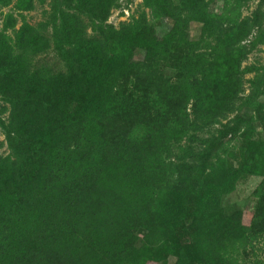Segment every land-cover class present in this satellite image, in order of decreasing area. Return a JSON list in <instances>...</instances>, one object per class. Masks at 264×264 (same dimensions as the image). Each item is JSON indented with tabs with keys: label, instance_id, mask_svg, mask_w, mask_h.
Wrapping results in <instances>:
<instances>
[{
	"label": "trees",
	"instance_id": "1",
	"mask_svg": "<svg viewBox=\"0 0 264 264\" xmlns=\"http://www.w3.org/2000/svg\"><path fill=\"white\" fill-rule=\"evenodd\" d=\"M115 1L77 0L74 6L76 10L87 8L94 17L106 19ZM145 2L158 4L171 26L160 39L150 37L139 43L136 39L134 44L143 55L141 60L134 59L130 45L121 54L112 53L108 57L106 49L116 30L108 26L109 38L102 30L98 35H86L79 16L74 15L71 24L66 13L60 16L65 41L58 37L62 31L59 24L52 23L56 37L54 46L66 61L65 71L38 77V70L31 69L25 57L27 52L35 55L48 47L43 32L48 26L46 23L21 27L15 35V49L6 44L8 49L0 58V95L11 104L9 120L4 125L7 140L21 141L17 158L27 151L36 162L23 171L15 167L16 160L0 155L1 198L6 196L10 185H15L14 176L25 180L27 174L31 179L39 176V192L44 194L48 190L55 192V185L67 182L75 173L71 179H77L74 192L83 196L90 189L91 174L99 172V178L104 179L105 192L116 200L124 179L135 180V185L143 189L162 175L161 164H167L170 169L169 182L173 190L185 198L191 196L219 140L235 131L229 120H223L238 108L243 92V78L238 69L250 52L242 41L259 25L257 13L240 21L225 20L208 12L206 0ZM190 21L201 24L200 38L196 42L184 36ZM221 42L226 43L224 50L233 57L234 66L229 67L226 81L233 89L228 85L221 90L218 73L214 70ZM198 49L207 50L209 57L204 60ZM159 56L170 61L176 73L158 72L154 58ZM94 60L100 62L99 69L90 75L86 66ZM218 123L221 128L214 127ZM187 137L190 144L184 155L178 156L175 163L170 161L168 154L172 146ZM24 141L29 144L28 149ZM223 174L222 170L217 173L219 177ZM211 189L215 202L231 190V182L222 181L221 186L215 182ZM61 198H64L62 193ZM75 200L72 204H61L62 212L74 214L81 206L83 211L92 209L88 201ZM93 212H82V216L95 214ZM191 220L187 212L185 222ZM44 222L39 220L40 225ZM122 223L116 225L113 237L103 245L104 250L114 248L118 260L131 253L128 249L132 247L135 234L131 227L121 230ZM221 223L220 235L208 240L204 264H234L238 262L236 253L244 261L248 253L255 254L264 243V176L254 190L249 225L242 223L240 211L225 216ZM91 226L92 222L82 226L84 241L96 245ZM61 227L58 225V229ZM11 235V227L0 217V264H28L29 260L35 261L42 250L48 263L62 264L57 249L46 251L40 246L36 249L37 245L30 247L29 235L25 236L28 241H19L16 245ZM84 254L83 243L79 251L63 262L82 261Z\"/></svg>",
	"mask_w": 264,
	"mask_h": 264
},
{
	"label": "rangeland",
	"instance_id": "2",
	"mask_svg": "<svg viewBox=\"0 0 264 264\" xmlns=\"http://www.w3.org/2000/svg\"><path fill=\"white\" fill-rule=\"evenodd\" d=\"M76 3L77 0H0V58L8 49L6 44L11 49L16 48L15 35L21 27L46 23L48 26L43 32L48 47L35 55L27 52L25 57L29 67L38 70V77L46 78L50 73L65 71L66 61L54 46L56 37L52 26L53 21L59 24L62 31H59L58 37L60 41H65V31L60 25L62 13L69 16L71 24L74 23L73 16H79L86 35H98L102 30L109 38L108 26L116 30L106 49L108 57L112 53L115 56L121 54L130 45L134 59L141 60L143 55L136 50V39L137 43L150 37L160 39L171 26L159 5H147L145 0H116L106 19L94 17L87 8L76 10ZM206 4L211 15L225 20L240 21L252 18L257 13L259 25L242 41L250 49L238 69L243 78V92L240 93L237 110L223 120H229L235 131L219 140L209 166L199 177L191 196L185 198L173 190L167 164L160 165L162 175L143 189L135 185V180L124 179L119 185L116 200L105 192L104 179L103 176L99 178V172L91 174L90 189L83 196L74 192L77 179H71L75 173L68 180L70 182L55 185V192L48 190L44 192L45 195L39 192V176L31 179L27 174L25 180L14 176L15 185L8 187L4 198L0 197V217L12 229L13 244L28 241L25 236L29 235L32 241L30 247L37 245L36 249L39 250L40 246L46 251L57 249L62 264H66L63 261L79 251L83 243L85 254L82 261L72 264H204V258L208 256V240L220 235L218 231L225 216L240 211L242 223L249 225L254 207V190L264 176V0H206ZM122 25L125 27L121 28ZM185 31L186 39L196 42L200 38L201 24L190 21ZM225 44L221 42L217 48L219 58L214 69L218 73L221 90L228 85L229 89L234 88L226 82L229 67H233L234 62L233 57L225 52ZM200 52L204 60L209 57L207 50ZM154 61L158 72L163 70L168 75L176 73L170 61L161 56L155 57ZM99 63L94 60L86 66L90 75L97 72ZM10 112L11 104L0 95V155L16 160L15 167L27 171L36 160L27 151L17 158L21 141L11 143L7 140L4 125L8 123ZM214 127L221 128L222 125L218 123ZM189 144L187 137L173 145L168 154L169 160L174 163L178 161V156L184 155ZM24 145H27V141H24ZM161 157L164 158V155ZM220 170L224 173L221 177L217 175ZM222 181L231 182V190L214 202L211 187L215 182L221 186ZM61 193L64 198H61ZM77 198L81 199L80 203L88 201L92 209L83 211L81 206L74 214L62 212L61 204H72ZM92 210L95 214L82 216V212ZM187 212L191 214V222H185ZM96 214L97 217H93ZM40 219L45 221L42 225L39 224ZM89 222H92L91 236L95 238L96 245L84 241L86 236L82 226L89 225ZM118 223H122L121 230L127 226L135 233L132 247L128 249L131 253L119 260L114 248L104 250L103 246L113 237ZM58 225L62 227L58 229ZM254 253H248L245 261L236 253L238 262L234 264H264V243ZM45 257L46 253L42 250L36 260H29L28 264H50Z\"/></svg>",
	"mask_w": 264,
	"mask_h": 264
}]
</instances>
